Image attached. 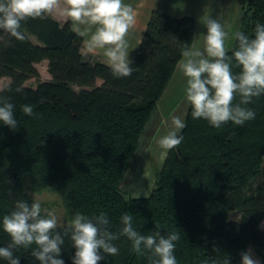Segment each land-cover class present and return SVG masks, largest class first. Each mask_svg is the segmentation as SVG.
Here are the masks:
<instances>
[{"label": "trees", "instance_id": "1", "mask_svg": "<svg viewBox=\"0 0 264 264\" xmlns=\"http://www.w3.org/2000/svg\"><path fill=\"white\" fill-rule=\"evenodd\" d=\"M240 30L254 37L264 24V0H244ZM24 39L0 30V97L14 106L18 127L0 122V247L10 236L3 216L17 200L35 202L25 188L28 175L39 189L51 188L63 198L70 218L107 214L111 231L122 227L127 212L142 235L159 225L161 235L179 231L177 264H241L240 253L252 248L264 264V94L246 107L255 119L242 126L227 122L212 127L193 119L189 105L183 141L169 150L156 186L148 197H127L122 183L142 136L180 62L185 44L192 48L196 22L153 11L129 77H114L110 66L91 63L83 54L84 40L72 22L60 23L49 14L22 22ZM37 38L40 44L31 40ZM238 46L228 52L229 55ZM48 61L51 80L41 81L36 65ZM233 73L241 69L235 66ZM38 81L36 88L30 87ZM29 85V86H28ZM19 90V91H18ZM236 96L233 103H239ZM31 104L37 117L22 106ZM241 219L234 221L230 214ZM63 231V228L58 227ZM118 255L104 254L99 264H150V252L138 255L121 236L113 242ZM60 258L72 264L75 248L64 238ZM29 248L18 247L19 264H40ZM0 264L7 262L0 258Z\"/></svg>", "mask_w": 264, "mask_h": 264}, {"label": "clouds", "instance_id": "2", "mask_svg": "<svg viewBox=\"0 0 264 264\" xmlns=\"http://www.w3.org/2000/svg\"><path fill=\"white\" fill-rule=\"evenodd\" d=\"M65 3L67 7L63 14L91 33L88 50H102L114 77L131 76L134 68L130 67L132 61L126 39L135 23L131 5L124 0H65ZM59 5L60 0H0V30L22 41V22L29 18L44 19ZM202 23L207 29L203 49L185 44L181 52L180 69L187 78L185 100L192 108L193 119H204L214 128L229 121L242 126L256 115L246 106L254 97L264 94V24H256L253 38L241 31L235 32L238 46L229 55L225 47L228 34L223 25L210 15L203 16ZM233 60L241 69L239 74L233 73ZM237 95L240 100L234 104ZM22 111L29 117L38 116L31 104L23 105ZM0 122L13 130L18 127L13 104L3 97H0ZM184 127V121L173 116L172 129L158 139L154 138L155 143L165 151L178 148L183 141L179 133ZM120 224V231L115 233L110 230L106 213L89 217L76 212L71 222L60 231L54 211L42 215L39 202L29 204L17 200L15 209L2 219L3 230L10 236V242L0 247V258L7 264H19L14 250L35 244L32 256L40 264H65L60 258L61 246L68 237L75 248L72 264H99L104 259L101 252L118 255L119 249L113 242L123 236L131 241L132 249L138 255H144L146 251L151 253L150 264H177L174 252L181 239L179 231L161 235L157 225L151 235H142L134 228L133 217L127 212L121 215ZM240 256L241 264H260L250 250L241 252ZM230 259L224 256L219 264H230ZM213 264L217 262L213 261Z\"/></svg>", "mask_w": 264, "mask_h": 264}, {"label": "rangeland", "instance_id": "3", "mask_svg": "<svg viewBox=\"0 0 264 264\" xmlns=\"http://www.w3.org/2000/svg\"><path fill=\"white\" fill-rule=\"evenodd\" d=\"M244 0H222L223 11L221 20L219 21L226 33L225 47L231 51L235 44L234 33L240 30L241 20L244 13ZM31 40L40 44L34 36ZM200 48V43L196 47ZM130 60L134 59V55H129ZM41 75V81L51 80L48 70V64L42 62L36 65ZM187 78L180 69L175 72L163 98L157 104L155 111L147 125L142 136L139 148L135 157L131 162L130 169L127 171L123 183L122 191L127 197L142 198L148 197L156 186L157 178L163 167L164 161L168 155V151L161 149L154 141V138L167 134L172 129V117L177 116L185 122L186 113L189 104L185 100L184 89L186 87ZM9 78H4L0 82V89L10 84ZM38 81L32 80L30 87L36 88ZM29 86V85H28ZM181 132V131H180ZM25 188L35 202H39L42 209V215H46L48 211H54L58 217V227L64 228L71 222V218L67 206L59 193L51 188L39 189L35 186L30 176H24ZM230 219L239 221L241 216L237 212L230 214ZM264 218L260 222V227L264 231ZM254 258L262 260L255 254L252 248L249 249Z\"/></svg>", "mask_w": 264, "mask_h": 264}, {"label": "crops", "instance_id": "4", "mask_svg": "<svg viewBox=\"0 0 264 264\" xmlns=\"http://www.w3.org/2000/svg\"><path fill=\"white\" fill-rule=\"evenodd\" d=\"M124 3L131 5L135 15V23L130 28L126 37L129 43V55H134L132 62L135 60L136 52L140 48L153 11H161L176 18L193 17L196 22V31L192 48H196L199 43L200 48L204 47L203 37L206 35L207 29L202 23V17L210 15L212 18L220 21L222 13H224L222 0H124ZM66 7L65 0H60L59 7L52 13H49V15L62 24L71 21L70 18L63 14V10ZM72 27L75 32L83 37V54L85 59L91 63L101 62L109 66L102 50L91 52L88 50L87 44L91 33L86 31L85 26L76 25L72 22ZM44 62L48 64V61Z\"/></svg>", "mask_w": 264, "mask_h": 264}]
</instances>
